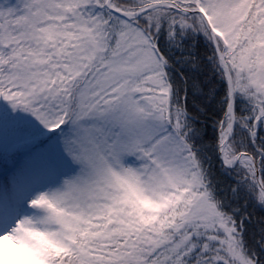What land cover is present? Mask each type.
I'll list each match as a JSON object with an SVG mask.
<instances>
[{
  "label": "snow or ice",
  "instance_id": "obj_1",
  "mask_svg": "<svg viewBox=\"0 0 264 264\" xmlns=\"http://www.w3.org/2000/svg\"><path fill=\"white\" fill-rule=\"evenodd\" d=\"M0 264H264V0H0Z\"/></svg>",
  "mask_w": 264,
  "mask_h": 264
}]
</instances>
